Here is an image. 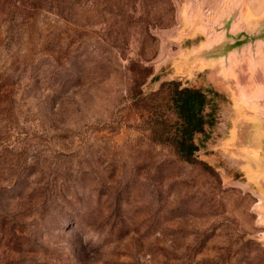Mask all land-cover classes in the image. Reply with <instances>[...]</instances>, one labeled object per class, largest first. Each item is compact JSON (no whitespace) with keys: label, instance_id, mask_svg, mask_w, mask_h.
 <instances>
[{"label":"rangeland","instance_id":"obj_1","mask_svg":"<svg viewBox=\"0 0 264 264\" xmlns=\"http://www.w3.org/2000/svg\"><path fill=\"white\" fill-rule=\"evenodd\" d=\"M263 26L264 0H0V264H264V40L207 52ZM172 82L215 107L191 162L153 139Z\"/></svg>","mask_w":264,"mask_h":264},{"label":"trees","instance_id":"obj_2","mask_svg":"<svg viewBox=\"0 0 264 264\" xmlns=\"http://www.w3.org/2000/svg\"><path fill=\"white\" fill-rule=\"evenodd\" d=\"M166 86L171 118L154 121L153 139L172 148L178 158L191 162L198 151L195 137L204 135L206 127L214 124L215 108L200 89L181 88L176 82Z\"/></svg>","mask_w":264,"mask_h":264},{"label":"water","instance_id":"obj_3","mask_svg":"<svg viewBox=\"0 0 264 264\" xmlns=\"http://www.w3.org/2000/svg\"><path fill=\"white\" fill-rule=\"evenodd\" d=\"M223 25H224V23H223ZM223 32H224V37L230 38L231 39V42L230 41L227 42V46H223L222 48L213 47L214 45L211 46V47H209L208 50H207V52L210 53L211 55H212V53L213 54L215 53L214 51H219V50L223 51L225 54L234 53L236 51V49H238L241 46H243L244 44H246L247 41L250 42V43H253V42H256V41L264 40V26L261 27L257 32L250 33V34H248L246 32H243V31L239 32V34H237V35H236V33L230 34V32L228 31V29H224ZM224 58L225 57H222V61H223ZM205 60H210V58H206ZM223 63H224V61H223ZM205 93H207V92H205ZM207 95L209 97V94L208 93H207ZM211 105H212V100H211ZM214 121H215V114H214ZM206 128H208V127H206ZM251 159H250L251 161H255V158L254 157H251Z\"/></svg>","mask_w":264,"mask_h":264}]
</instances>
